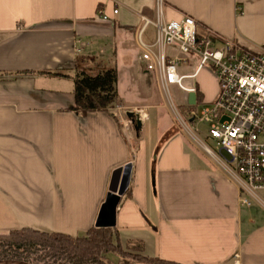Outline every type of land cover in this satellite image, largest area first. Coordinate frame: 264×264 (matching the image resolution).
Wrapping results in <instances>:
<instances>
[{"label":"crops","instance_id":"crops-1","mask_svg":"<svg viewBox=\"0 0 264 264\" xmlns=\"http://www.w3.org/2000/svg\"><path fill=\"white\" fill-rule=\"evenodd\" d=\"M162 3L0 0V234L86 236L114 171L131 164L112 228L123 248L178 264H264V216L241 206L227 174L182 130L145 135L155 109L176 125L137 44L143 18L188 16L201 37L264 47V0ZM155 34L148 27L144 41ZM91 64L117 72L118 102L82 116L75 79L97 73L86 71ZM218 93L199 101L211 105Z\"/></svg>","mask_w":264,"mask_h":264},{"label":"built area","instance_id":"built-area-1","mask_svg":"<svg viewBox=\"0 0 264 264\" xmlns=\"http://www.w3.org/2000/svg\"><path fill=\"white\" fill-rule=\"evenodd\" d=\"M162 4V0H157L159 9ZM102 17L108 20L107 16ZM150 26L155 28L156 34L154 41L147 43L143 37ZM137 44L141 51L140 62L145 71L156 78L182 131L198 143L237 186L242 207L251 208V200L264 206L260 197L264 192V47L201 37L196 21L188 16L170 23L160 18L156 21L143 18L137 31ZM190 61L197 64L195 71L182 74L181 66H187ZM207 65L217 78L219 93L210 107L193 111L190 120L209 124L208 136L214 147L204 143L197 136V130L188 126L171 94L175 86L187 95H197V89L185 86L184 81L195 80ZM197 101L195 106L189 103L188 106L196 108L200 103L198 96ZM113 114L123 120L119 112ZM130 124V121L124 123L126 130Z\"/></svg>","mask_w":264,"mask_h":264},{"label":"trees","instance_id":"trees-1","mask_svg":"<svg viewBox=\"0 0 264 264\" xmlns=\"http://www.w3.org/2000/svg\"><path fill=\"white\" fill-rule=\"evenodd\" d=\"M116 84L115 70L81 73L74 88L78 113L87 116L115 108ZM105 254H112L125 264H178L145 257L139 245L123 248L112 229L93 227L86 236L77 238L31 228L0 234V264H107L102 259Z\"/></svg>","mask_w":264,"mask_h":264},{"label":"rangeland","instance_id":"rangeland-1","mask_svg":"<svg viewBox=\"0 0 264 264\" xmlns=\"http://www.w3.org/2000/svg\"><path fill=\"white\" fill-rule=\"evenodd\" d=\"M96 66H97L96 64H91L90 67H88V69L86 71L89 70L90 72H92V71L97 72ZM196 67H197V64L193 61H190L187 66H185V65L181 66V73L182 74H191L195 71ZM184 84L187 87H195L197 89L198 98H200V99L203 98L204 100H205V98L207 100V98L213 96L216 92V89L218 88L217 78L213 73L212 67H210L209 65H207L202 70V72L198 76L197 80L193 81V80L187 79L184 81ZM171 94H172L173 102H174L175 106L177 107L176 109H177L178 113L181 114V116L186 121L188 126L191 129H193L195 132L197 130V132H196L197 136L204 143H206L210 147H214V145H213L214 142L208 136L209 124L199 122L198 120L196 122H192L190 120L193 111H195L196 109L198 111H202L205 107H210V103L205 102L202 104L200 102L196 108L190 107V106H188V103H187V94L183 93L180 89H178L175 86L171 88ZM163 97H164V95H163ZM164 101H165L166 105L168 106L171 114L173 115L174 123L176 126H174L170 116L166 113V111L159 110V109L152 110V119H151L152 121L145 129V135H147L148 137L155 138L156 136L159 135V133L163 132L164 130L166 131L168 129L170 131H173V132H174V129L177 132H178V130H182L181 127H179V125H178L179 123H177L178 121H176V119H175L176 116H175L174 112H172L170 104H169L168 100H166L165 97H164ZM141 114H143V113H141ZM125 120H127V119L125 118ZM134 124H135V122H134ZM134 124L132 125L133 129L136 128V125H134ZM159 130H160V132H159ZM126 131L128 132V130H126ZM177 132H174V134L176 135ZM194 143H196V142L194 141ZM197 145H198V147H200V145L198 143H197ZM260 197L264 201V192L260 193ZM251 203H252V207L249 209H253L254 211H257L258 213H261L264 216V206L258 204L254 200H251ZM102 259H104V261L107 264H125L124 261L120 260L118 257H115L112 254L102 255ZM35 264H37V263H35ZM41 264H44V263H41Z\"/></svg>","mask_w":264,"mask_h":264},{"label":"water","instance_id":"water-1","mask_svg":"<svg viewBox=\"0 0 264 264\" xmlns=\"http://www.w3.org/2000/svg\"><path fill=\"white\" fill-rule=\"evenodd\" d=\"M197 104V95L191 93L189 95V105ZM138 125L141 124L140 118H137ZM132 174V165L127 164L124 167L116 169L112 175L109 187V194L102 205L95 227L99 229H112L116 227L117 208L121 202V198L125 195L129 188Z\"/></svg>","mask_w":264,"mask_h":264},{"label":"bare ground","instance_id":"bare-ground-1","mask_svg":"<svg viewBox=\"0 0 264 264\" xmlns=\"http://www.w3.org/2000/svg\"><path fill=\"white\" fill-rule=\"evenodd\" d=\"M197 103H198V101H197Z\"/></svg>","mask_w":264,"mask_h":264}]
</instances>
